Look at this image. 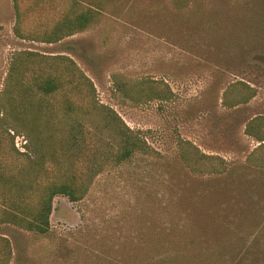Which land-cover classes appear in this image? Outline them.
Segmentation results:
<instances>
[{
    "label": "rangeland",
    "instance_id": "374dc122",
    "mask_svg": "<svg viewBox=\"0 0 264 264\" xmlns=\"http://www.w3.org/2000/svg\"><path fill=\"white\" fill-rule=\"evenodd\" d=\"M256 117L264 0H0V264H237L264 242ZM65 183L46 233L11 220Z\"/></svg>",
    "mask_w": 264,
    "mask_h": 264
},
{
    "label": "trees",
    "instance_id": "16d2710c",
    "mask_svg": "<svg viewBox=\"0 0 264 264\" xmlns=\"http://www.w3.org/2000/svg\"><path fill=\"white\" fill-rule=\"evenodd\" d=\"M96 10L88 8L85 11L77 12L72 18H65L64 22H61L50 34L51 40L60 39V37L72 34L76 31L84 29L88 23L94 19ZM59 87V83L54 78H46L40 85V88L45 94H50L56 91ZM248 89L250 87L248 86ZM109 121L113 125L122 123L123 127L118 130V133L122 136L124 143L123 157L130 156L136 150H142L144 148V142L140 141L137 135L133 133L127 126L121 121V119L115 116H109ZM258 123V125L256 124ZM258 129H257V126ZM253 127H256L255 131ZM245 133L253 137L260 143L258 147L264 146V131H263V118L256 117L246 126ZM56 194H63L69 198L70 201H76L75 189L69 184L59 185H47L44 188V193L40 199L38 207L31 211L28 217L20 216L21 214H11V220L14 223L20 224L21 227L33 231L36 233H46L49 228V216L52 212V200ZM23 213V212H22ZM240 251L238 253H232L230 257L237 258V264H264V242L261 239L251 240L249 245L246 243H240L236 246ZM245 247V250H241Z\"/></svg>",
    "mask_w": 264,
    "mask_h": 264
}]
</instances>
